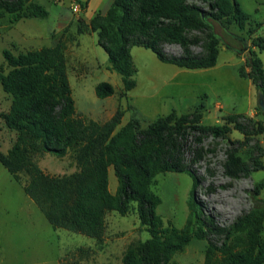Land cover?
I'll list each match as a JSON object with an SVG mask.
<instances>
[{"label": "rangeland", "instance_id": "374dc122", "mask_svg": "<svg viewBox=\"0 0 264 264\" xmlns=\"http://www.w3.org/2000/svg\"><path fill=\"white\" fill-rule=\"evenodd\" d=\"M113 0H30L18 13L0 10V75H8L10 67L3 51L14 55L61 45L75 103L74 118L107 122L120 106L125 112L115 134L135 122L147 129L161 117L175 113L176 119L199 110L205 127L230 125L229 115L249 116L264 128V116L257 110L258 92L248 77L245 65L253 41H264V0H236L250 16L244 28L225 20L229 38L240 42H221L217 65L205 70H187L165 64L145 48H132L136 67L133 90H124L121 76L111 69L109 56L99 45L98 34L90 22L98 14H106ZM39 3L50 12L48 18L30 15V3ZM103 3V4H102ZM210 11L201 0H188ZM158 28H170L180 36L204 37L183 28L174 17H162ZM218 32L221 29L218 27ZM204 40V39H203ZM202 40V41H203ZM228 41V40H227ZM168 54L180 55L178 38L163 43ZM203 52L202 43L192 47ZM256 50L264 67V51ZM108 82L115 95L100 99L95 88ZM13 97L0 84V152L7 154L16 144L18 133L7 127L3 114L9 113ZM230 143L205 137L184 156L185 164L195 174L198 187L192 197L193 179L187 173H165L156 176L150 190L160 199L157 214L164 229L187 232L190 243L173 257L174 264H226L222 247L226 243L232 253H257L264 244V213L249 218L256 204L264 206V130L246 139L230 125ZM197 143V142H195ZM235 151L247 171L233 177L227 171L229 153ZM32 160L52 176L71 175L78 171L74 150L59 157L53 153L33 154ZM26 174L11 175L0 164V264H123L128 250L150 239L141 226L137 204L128 213L111 211L106 215V229L101 240L83 233L54 229L37 205L25 194ZM119 180L114 167L109 169V192L116 196ZM198 204L207 227V236L194 234L196 214L191 215L190 202ZM248 216L247 219H245ZM242 219V220H241Z\"/></svg>", "mask_w": 264, "mask_h": 264}, {"label": "trees", "instance_id": "16d2710c", "mask_svg": "<svg viewBox=\"0 0 264 264\" xmlns=\"http://www.w3.org/2000/svg\"><path fill=\"white\" fill-rule=\"evenodd\" d=\"M27 1L30 0H0V10L18 13ZM187 1L114 0L105 15L98 13L93 17L90 28L98 34L99 45L108 54L111 69L121 76L126 92L136 86L137 71L131 52L134 47L152 51L165 64L205 70L217 65L221 42H240L239 39L231 41L224 22H234L241 29L246 26L250 16L238 1L201 0L210 11L196 4L189 5ZM28 10L35 18L46 19L50 15L39 3L31 2ZM162 17H174L183 28L204 37L180 36L173 29L158 28L155 22ZM175 37L183 49L180 55L168 54L163 47L165 41ZM200 43L203 52L196 54L192 47ZM252 45L245 56L250 72L240 73L251 79L257 92L264 95V67L253 49L264 51V41L258 39ZM3 57L11 70L6 76L0 75V84L13 97V103L9 113L2 116L7 127L18 133V140L7 154L0 152V164L14 177L21 173L28 176L24 192L54 229L83 233L101 240L106 229V215L111 211L125 215L130 204L136 203L140 224L151 237L131 247L123 264H174L173 257L191 241L187 232L163 228L157 214L160 199L150 190L156 176L169 172L189 174L193 179V197L198 180L184 160L193 145H200L209 136L229 144L230 125L246 139L264 130L262 124L257 128V124L243 114L226 116L224 120L230 125L205 127L200 123L197 110L180 119L171 113L147 129L132 122L115 134L125 115L120 106L104 123L73 117L75 103L61 45L18 56L4 50ZM95 91L100 99L116 93L108 82L99 83ZM257 110L264 116L262 108ZM70 149L75 152L78 167L71 175L52 176L32 160L33 154L53 153L64 157ZM111 166L119 180L116 196L109 192ZM227 171L235 178L247 171L235 151L229 153ZM190 209L192 216L196 214L195 236L206 237L207 227L193 198ZM261 213H264V206L256 204L249 218ZM222 253L226 264H264V244L259 246L257 253H232L225 243Z\"/></svg>", "mask_w": 264, "mask_h": 264}, {"label": "water", "instance_id": "95a60500", "mask_svg": "<svg viewBox=\"0 0 264 264\" xmlns=\"http://www.w3.org/2000/svg\"><path fill=\"white\" fill-rule=\"evenodd\" d=\"M258 106L264 110V95L262 92L258 93Z\"/></svg>", "mask_w": 264, "mask_h": 264}, {"label": "crops", "instance_id": "0c3cea01", "mask_svg": "<svg viewBox=\"0 0 264 264\" xmlns=\"http://www.w3.org/2000/svg\"><path fill=\"white\" fill-rule=\"evenodd\" d=\"M113 1H114V0H113ZM113 1H112V2H113ZM102 4H103V3H102Z\"/></svg>", "mask_w": 264, "mask_h": 264}]
</instances>
